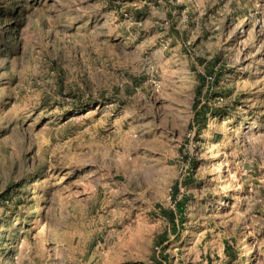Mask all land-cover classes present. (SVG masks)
Masks as SVG:
<instances>
[{
  "label": "rangeland",
  "instance_id": "374dc122",
  "mask_svg": "<svg viewBox=\"0 0 264 264\" xmlns=\"http://www.w3.org/2000/svg\"><path fill=\"white\" fill-rule=\"evenodd\" d=\"M0 264H264V0H0Z\"/></svg>",
  "mask_w": 264,
  "mask_h": 264
},
{
  "label": "bare ground",
  "instance_id": "6f19581e",
  "mask_svg": "<svg viewBox=\"0 0 264 264\" xmlns=\"http://www.w3.org/2000/svg\"><path fill=\"white\" fill-rule=\"evenodd\" d=\"M219 171H221V169Z\"/></svg>",
  "mask_w": 264,
  "mask_h": 264
}]
</instances>
